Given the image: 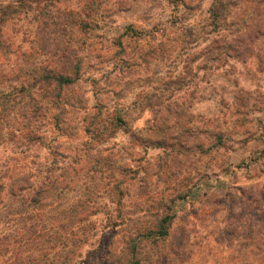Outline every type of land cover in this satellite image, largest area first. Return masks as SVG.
<instances>
[{"label": "rangeland", "instance_id": "1", "mask_svg": "<svg viewBox=\"0 0 264 264\" xmlns=\"http://www.w3.org/2000/svg\"><path fill=\"white\" fill-rule=\"evenodd\" d=\"M88 1L96 8L86 17L89 29H71V12ZM213 1L62 0L54 21L40 24L30 13L5 26L18 74L40 65L68 71L76 63L81 71L63 91V129L51 109L47 143L19 151L8 175L24 167L36 174L49 166L57 145L72 158L82 151V119L97 98L127 119V129L91 149L95 161L86 166L98 169L100 210L104 205L114 214L104 176L120 161L130 167L128 178L137 176L128 179L118 209L126 220L100 234L101 246L84 248L91 250L90 264H126L129 236L167 213L163 239L137 240L140 264H264V0ZM214 9L221 12L217 31L209 24ZM129 27L141 33L132 35ZM118 36L122 46L113 44ZM215 37L233 40L236 49L207 63L204 48ZM214 132L223 133L220 145ZM149 138L168 139L170 146H151ZM73 186L67 201L82 187ZM8 201L0 197V212ZM11 217L0 216V234L21 227ZM96 219L102 223V216Z\"/></svg>", "mask_w": 264, "mask_h": 264}, {"label": "trees", "instance_id": "2", "mask_svg": "<svg viewBox=\"0 0 264 264\" xmlns=\"http://www.w3.org/2000/svg\"><path fill=\"white\" fill-rule=\"evenodd\" d=\"M61 1L8 0L0 3V56L4 64L0 65V197L6 194L9 198L0 216L7 219L16 216L21 223V227L12 226L8 233L0 234V254L7 255L5 260L0 258V264H90L91 250L84 248L92 247L95 243L101 246L103 239L100 234H106L107 230L117 228L126 220L118 209L124 190L128 188V179L137 177L128 178L130 167L120 161L108 176H104L108 180V193L112 195L109 201L115 206L117 214L104 205V210H100L102 206L96 199L101 194V187L94 180V172L96 174L98 169L86 168L95 161L90 159L91 155L95 156L91 149L98 148V144L113 137L116 129H127L128 122L120 113L121 109L111 114L109 107L100 104L98 98L94 112L87 113L82 119L86 139L85 148L80 150V154L76 152L72 158L57 145L50 150L52 161L47 164L49 166L38 168L36 174L29 173L30 170L24 167V170L22 168L18 173L8 175L19 151L27 153L33 147L47 143L44 123L51 109L57 110L53 115L56 128L63 129L61 114L66 111L63 91L77 84L81 71L80 64L76 63L68 71L40 65L18 74L17 66L12 61L16 50L6 38L4 29L9 21L30 13L40 24L43 20L54 21L53 8ZM179 1L181 3L183 0ZM216 1L212 3L216 4ZM95 10L88 1L86 8L71 12L74 24L70 26L71 29L88 30L91 21L86 17L90 18ZM210 11L209 24L217 31L221 12L219 9ZM128 30L136 36L141 33L132 27ZM121 38H115L113 44L122 46ZM204 49L207 63H210L220 60L222 56L229 57L236 46L233 40L215 37ZM213 137L217 145L222 143V132H214ZM168 139L173 138L169 136ZM168 139L149 138L147 143L154 147H165L167 141L170 146ZM58 156L62 158L61 161ZM77 182H81L80 191H76V195L67 201V193L74 188L73 184L76 187ZM98 216H102V223L96 219ZM170 219L171 215L167 213L154 221L153 226L135 230L134 236H129L124 244L125 263L140 264V260L135 259L137 240L163 239L168 234Z\"/></svg>", "mask_w": 264, "mask_h": 264}]
</instances>
